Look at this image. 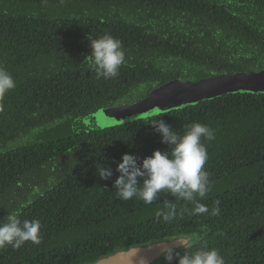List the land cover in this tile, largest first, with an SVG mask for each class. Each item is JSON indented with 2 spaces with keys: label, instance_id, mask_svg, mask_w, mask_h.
<instances>
[{
  "label": "trees",
  "instance_id": "obj_1",
  "mask_svg": "<svg viewBox=\"0 0 264 264\" xmlns=\"http://www.w3.org/2000/svg\"><path fill=\"white\" fill-rule=\"evenodd\" d=\"M111 35L126 63L97 79L90 42ZM0 67L16 84L0 98V220H39L41 243L0 249V264H90L116 251L195 233L225 264H264V93L235 92L133 121L79 132V116L131 103L171 79L264 69V0H0ZM183 135L209 126L204 165L211 190L200 203L220 214L171 223L113 188L123 154L168 151L150 124ZM41 133V135H40ZM110 166L109 180L98 177ZM183 255V249H179ZM151 264H167L163 256ZM175 264V261H173Z\"/></svg>",
  "mask_w": 264,
  "mask_h": 264
},
{
  "label": "clouds",
  "instance_id": "obj_2",
  "mask_svg": "<svg viewBox=\"0 0 264 264\" xmlns=\"http://www.w3.org/2000/svg\"><path fill=\"white\" fill-rule=\"evenodd\" d=\"M91 61L96 78L105 80L117 77L119 69L126 63L125 52L120 40L111 35L93 39L90 42ZM16 87L12 75L0 67V98ZM161 137V143L168 151L154 150L143 159L125 153L116 165L119 176L113 182L118 198L127 201L137 198L145 205L160 199L164 194L172 200H165L163 208L156 211L157 220L171 223L183 212H178L181 204L193 205L192 215L220 214L219 201L211 210L200 200L211 190L209 173L204 170L208 153L204 140L215 139V131L209 126L193 122L184 134L174 131L162 119L150 123ZM98 177L109 180L113 176L110 166L100 165ZM41 224L39 220H22L16 212L8 213L0 220V249L11 247L16 250L26 242L41 243ZM199 236L195 233H174L162 239L159 244H168L162 251L167 264H225L223 256L216 248L207 245L197 247ZM171 245H178L174 247ZM179 249H183L181 255Z\"/></svg>",
  "mask_w": 264,
  "mask_h": 264
},
{
  "label": "water",
  "instance_id": "obj_3",
  "mask_svg": "<svg viewBox=\"0 0 264 264\" xmlns=\"http://www.w3.org/2000/svg\"><path fill=\"white\" fill-rule=\"evenodd\" d=\"M235 92L264 93V69L233 73L210 72L207 76L192 79H171L151 89L142 100L101 107L79 116L75 125L79 132H89ZM159 242L119 250L90 264H151L162 256L164 248L170 246Z\"/></svg>",
  "mask_w": 264,
  "mask_h": 264
},
{
  "label": "rangeland",
  "instance_id": "obj_4",
  "mask_svg": "<svg viewBox=\"0 0 264 264\" xmlns=\"http://www.w3.org/2000/svg\"><path fill=\"white\" fill-rule=\"evenodd\" d=\"M189 79H192V78H189ZM76 127V126H75ZM76 129H77V127H76ZM78 130V129H77Z\"/></svg>",
  "mask_w": 264,
  "mask_h": 264
}]
</instances>
